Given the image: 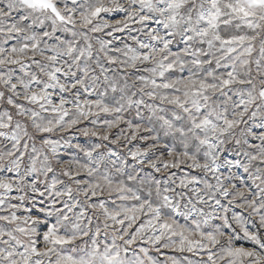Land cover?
I'll use <instances>...</instances> for the list:
<instances>
[{
    "label": "snow or ice",
    "instance_id": "1",
    "mask_svg": "<svg viewBox=\"0 0 264 264\" xmlns=\"http://www.w3.org/2000/svg\"><path fill=\"white\" fill-rule=\"evenodd\" d=\"M0 264H264V0H0Z\"/></svg>",
    "mask_w": 264,
    "mask_h": 264
},
{
    "label": "rangeland",
    "instance_id": "2",
    "mask_svg": "<svg viewBox=\"0 0 264 264\" xmlns=\"http://www.w3.org/2000/svg\"><path fill=\"white\" fill-rule=\"evenodd\" d=\"M240 243H243L246 247H252L251 242H248L246 240H242V241H240ZM168 254L169 255H180V254L174 253V252H168ZM154 255H155V253H154ZM185 255H188L189 258H191V259H198V257H194L193 254H190V253H186ZM160 259H163V257H160Z\"/></svg>",
    "mask_w": 264,
    "mask_h": 264
}]
</instances>
